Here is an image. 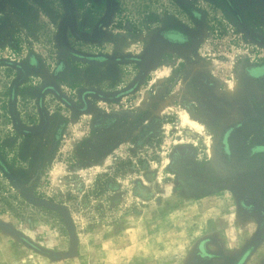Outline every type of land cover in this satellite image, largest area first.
I'll list each match as a JSON object with an SVG mask.
<instances>
[{
	"label": "rangeland",
	"instance_id": "rangeland-1",
	"mask_svg": "<svg viewBox=\"0 0 264 264\" xmlns=\"http://www.w3.org/2000/svg\"><path fill=\"white\" fill-rule=\"evenodd\" d=\"M0 264H264V0H0Z\"/></svg>",
	"mask_w": 264,
	"mask_h": 264
}]
</instances>
